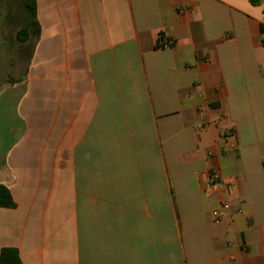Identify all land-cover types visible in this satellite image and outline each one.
<instances>
[{"label": "crops", "instance_id": "1", "mask_svg": "<svg viewBox=\"0 0 264 264\" xmlns=\"http://www.w3.org/2000/svg\"><path fill=\"white\" fill-rule=\"evenodd\" d=\"M36 9L26 78L5 91L25 83L28 131L53 83L51 126L35 132L32 160L26 133L0 159L17 205L0 208V252L22 264H264V0Z\"/></svg>", "mask_w": 264, "mask_h": 264}, {"label": "rangeland", "instance_id": "2", "mask_svg": "<svg viewBox=\"0 0 264 264\" xmlns=\"http://www.w3.org/2000/svg\"><path fill=\"white\" fill-rule=\"evenodd\" d=\"M30 21V14L22 0H0V159L26 133L28 137L23 146H26L25 155L28 153V159L32 160L36 133L42 137L51 126L52 116L48 110L50 103L44 109L42 101L43 97L48 101L54 99V93L49 90L54 89L53 83L45 87L41 85L38 110L34 119L30 120L28 131L26 122L19 117L17 111L25 83L13 92L7 94L5 91L11 84L26 78L33 41L39 31L35 25L26 29ZM49 145L53 147V142ZM47 149L49 150L48 146ZM25 155H18L22 162L23 159L26 161Z\"/></svg>", "mask_w": 264, "mask_h": 264}, {"label": "trees", "instance_id": "3", "mask_svg": "<svg viewBox=\"0 0 264 264\" xmlns=\"http://www.w3.org/2000/svg\"><path fill=\"white\" fill-rule=\"evenodd\" d=\"M25 4L26 10L30 14V23L26 29L32 28L34 25L37 26V9L36 0H22ZM26 32V31H25ZM16 202L10 192V190L0 185V208H16ZM0 264H22L19 252L15 248H4L0 252Z\"/></svg>", "mask_w": 264, "mask_h": 264}, {"label": "built area", "instance_id": "4", "mask_svg": "<svg viewBox=\"0 0 264 264\" xmlns=\"http://www.w3.org/2000/svg\"><path fill=\"white\" fill-rule=\"evenodd\" d=\"M163 47H170L172 45V40H166L164 43H162ZM212 178L215 181H219L220 176L218 173L214 172L212 173ZM215 217L219 220V217L221 216L220 213H215Z\"/></svg>", "mask_w": 264, "mask_h": 264}]
</instances>
